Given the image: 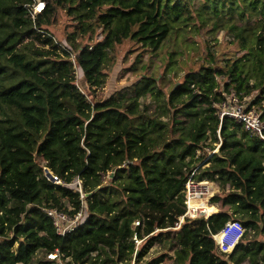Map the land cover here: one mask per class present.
<instances>
[{"label": "trees", "instance_id": "obj_1", "mask_svg": "<svg viewBox=\"0 0 264 264\" xmlns=\"http://www.w3.org/2000/svg\"><path fill=\"white\" fill-rule=\"evenodd\" d=\"M42 1L33 15L35 0H0V264H59L46 257L55 250L63 264H139L157 243L173 251L172 264H264V239H257L264 236V140L233 117L220 118L233 94L250 97L245 107L264 122V0ZM58 6L80 37L100 29L102 38L75 45L71 34L72 47L57 43L45 26ZM197 26L226 30L243 54L220 66L208 61L165 91L148 74L90 100L76 83L72 53L93 94L116 45L130 40L159 53ZM212 143L218 152L196 168L204 158L197 152ZM37 159L65 184L47 181ZM194 171L195 180L230 191L214 197L218 211L184 217L176 228ZM76 178L83 199L69 185ZM82 201L79 227L58 234L46 210L73 216ZM229 220H239L243 233L223 253L213 235ZM166 255L141 264H161Z\"/></svg>", "mask_w": 264, "mask_h": 264}, {"label": "rangeland", "instance_id": "obj_2", "mask_svg": "<svg viewBox=\"0 0 264 264\" xmlns=\"http://www.w3.org/2000/svg\"><path fill=\"white\" fill-rule=\"evenodd\" d=\"M40 2L43 1L40 0ZM32 14H36L35 5L32 7ZM256 21L257 17L252 18L251 23ZM76 23L75 19L67 14L66 8L58 6L55 14L50 18V24L45 26V28L49 31L57 43L66 47L71 46V34H75V45L77 43L91 45L102 38L103 34L100 29H97L92 35L88 34L80 37V35L77 34L79 32L75 28ZM197 27V29L190 27L192 32L185 33L183 38L178 37V39L174 38L169 40L159 53L146 51L133 41L125 40L121 44L116 45L110 62L107 63L106 68L103 70L106 75L103 87L97 89L93 94H91L90 90L84 86L85 84L83 83L82 73L79 68L75 69L76 83L80 90L85 93L90 100H102L112 93H119L120 91L129 89V87L135 84L142 75L148 74L154 75L160 88L165 91L171 87V85L179 83L185 74L198 70L208 61H211V65L220 66L222 65V59L231 58L233 60L243 54V50L239 49L237 41L233 40L230 33L226 30H220L215 34H212L208 32V27ZM33 45L35 47L33 48L34 50L38 49L43 51V53H45L48 49V47H41L39 43H35ZM22 46L23 45L20 47ZM172 49H176L178 53L170 55V51ZM209 52H212V57L208 56L207 53ZM140 53H142V55L139 58ZM132 67H136L138 69L134 70ZM232 95L233 94L227 96V103H225L226 106L227 104L230 105L229 107L239 105L244 108L247 106L250 97H246L243 99V102H240L237 97H232ZM145 101L148 102L149 100ZM251 109H254V107ZM254 111L259 114L257 109H254ZM219 144H207L202 149L203 151L200 150L197 152L200 155H204V158L196 164V168H204L208 165V163H206L207 158L212 153L218 152ZM36 162L43 165V168L45 167L43 160L37 159ZM191 164L194 163L191 162ZM192 180L196 185H200L201 187L198 190L196 200L201 202L205 201L208 204V207L212 208L207 214L210 215L211 213L218 211L220 209V202L213 199L216 196L220 198L225 196L228 191H230L229 185H226L225 188H221L217 181L204 179L198 181L193 177ZM225 210L232 213L231 210L226 207ZM201 215L204 216L205 214L199 213V216ZM257 239L262 240L264 239V236L260 235ZM142 244V241L139 244L134 241L135 249H139ZM167 247V244H155L142 259L141 263L150 261L151 259L159 257L163 254H167L161 264H172L174 254L173 251L169 250ZM130 264H136L135 259L131 260ZM242 264L249 263L245 261Z\"/></svg>", "mask_w": 264, "mask_h": 264}, {"label": "built area", "instance_id": "obj_3", "mask_svg": "<svg viewBox=\"0 0 264 264\" xmlns=\"http://www.w3.org/2000/svg\"><path fill=\"white\" fill-rule=\"evenodd\" d=\"M35 13H39L44 9V1L40 2V0H35ZM33 5V6H34ZM75 53L70 54V61L74 69L77 68ZM230 105L225 103L222 105V110L220 112V118L223 116L233 117L237 121L241 122L244 125V128L250 131L252 134L260 137V139L264 140V122L260 119L259 114L254 111V109L243 108L239 105ZM45 168V169H44ZM43 168L42 166V175L43 177L52 184L56 185H64V181L54 175V173L47 168L46 166ZM193 173L189 176L188 180L185 184V205L186 212L183 216L180 217L179 222L176 223V228H178L184 217L195 218L199 216V213H204V217L207 218L209 215L201 207V205H192V203L198 202V190L201 188L200 185H196L193 180ZM69 185L73 186L75 191H78L80 197H84V193L82 191L81 181L79 178H76L69 183ZM192 202V203H191ZM48 216H50L53 220V224L56 228L58 234L65 236L67 234H71L74 232L82 222L83 216L85 214V207L83 202L79 205L76 213L71 216L65 212H61L55 208H50L46 210ZM203 216V215H201ZM138 222H136L137 224ZM243 233V226L239 220H229L224 226L221 228L219 232L213 235V238L219 248L220 252L226 253L229 252L233 246L239 241L241 235ZM134 241L141 243L142 239H138L136 236L133 237ZM47 259L57 261L59 264H63V260L61 258L58 250L54 252H48L46 254Z\"/></svg>", "mask_w": 264, "mask_h": 264}, {"label": "bare ground", "instance_id": "obj_4", "mask_svg": "<svg viewBox=\"0 0 264 264\" xmlns=\"http://www.w3.org/2000/svg\"><path fill=\"white\" fill-rule=\"evenodd\" d=\"M192 203V202H191ZM192 205H201L202 208H204V210L209 213L211 211L212 208L208 207V204L204 201V202H201V201H198L196 203H192Z\"/></svg>", "mask_w": 264, "mask_h": 264}, {"label": "clouds", "instance_id": "obj_5", "mask_svg": "<svg viewBox=\"0 0 264 264\" xmlns=\"http://www.w3.org/2000/svg\"><path fill=\"white\" fill-rule=\"evenodd\" d=\"M194 173H195V171H194ZM79 195H80V194H79ZM80 198H81V197H80ZM83 198H84V197H83ZM83 198H82V199H83ZM82 202H83V201H82ZM83 204H84V203H83ZM203 217H204V216H203ZM215 234H216V233H215ZM213 239H214V238H213Z\"/></svg>", "mask_w": 264, "mask_h": 264}]
</instances>
